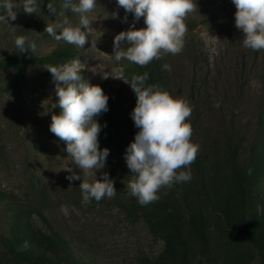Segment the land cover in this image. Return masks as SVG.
Here are the masks:
<instances>
[{
  "label": "rangeland",
  "instance_id": "obj_1",
  "mask_svg": "<svg viewBox=\"0 0 264 264\" xmlns=\"http://www.w3.org/2000/svg\"><path fill=\"white\" fill-rule=\"evenodd\" d=\"M11 2L17 18L7 23L0 21V59L19 53L17 36L25 37L26 49L34 43L35 49L28 51L39 56L68 44L48 35L44 31L48 24L67 17L73 26L79 25V14L65 11L63 0H36L33 14L24 13L23 0ZM195 2L198 12L185 20L187 33L182 52L164 54L160 60L162 66L170 65V70L162 69L171 95L186 98L192 106L187 122L193 129L192 142L199 145L209 199L197 196L193 164L190 181L161 188L158 195L159 200L177 198L182 203L199 205L215 221L219 208L231 203L235 193L227 177L224 141L231 135L241 140L240 155L245 156L256 133L264 50L243 46V33L235 27L236 9L231 0ZM48 4L55 8V15L49 13ZM113 13L118 14L117 18ZM4 14L0 9V15ZM124 16L116 0H97L95 10L88 14L96 30L89 35V43L83 49L70 44L78 52L75 59L86 65V79L92 84L111 86L122 107L124 148L118 150L98 138L100 148H108L110 154L96 176L100 179L101 172L109 174L116 189L113 198L85 202L81 181L67 179L70 173L65 169L71 167L82 180L91 182L75 166L65 143L49 131L56 95L45 67L32 64L0 71V264H27L12 257L2 243L17 218L47 234L55 231L83 264H141L155 260L161 253L163 242L151 227V205L142 206L127 186L131 173L124 153L138 129L130 115L136 97L126 83L130 81L125 68H131L132 62H117L113 54L114 36L133 22L132 14H127V22H122ZM145 26L143 18L135 23L136 28ZM96 39L95 48L91 42ZM114 69H120L121 79L112 77ZM258 190L264 196V178Z\"/></svg>",
  "mask_w": 264,
  "mask_h": 264
},
{
  "label": "clouds",
  "instance_id": "obj_2",
  "mask_svg": "<svg viewBox=\"0 0 264 264\" xmlns=\"http://www.w3.org/2000/svg\"><path fill=\"white\" fill-rule=\"evenodd\" d=\"M235 6L234 24L243 33V46L253 51L264 50V0H231ZM117 6L132 14L133 22L127 30L113 38V54L117 62L126 59L141 67L164 54L177 55L184 48L187 33L185 20L191 13L198 12L195 0H116ZM97 0H63L62 8L79 14V25L73 26L67 17L48 24L44 31L57 41L85 48L89 35L95 30L88 14L96 8ZM25 14L36 12V0H23ZM11 0L0 3L4 15L0 21L16 20L17 13ZM50 14L55 8L47 5ZM113 18L118 14L113 13ZM143 18L145 27L136 28L135 23ZM96 31V30H95ZM102 35V33H101ZM98 39V38H97ZM97 39L91 42L96 48ZM25 37L17 36L15 45L19 52L34 50L35 44L25 48ZM126 45V46H123ZM86 65L74 59L59 67L49 66L55 86L59 114L51 115L49 131L63 141L66 152L75 166L89 180H82L71 167L65 169L69 181L80 180L79 187L85 202L95 199L113 198L116 194L114 182L107 172L96 173L106 165L109 149L99 146L101 125L96 117L108 111V96L103 89L90 83L82 75ZM170 70V65L162 66ZM120 69H114L113 78L121 79ZM148 73L133 75L130 82L135 94V106L130 115L138 131L124 153L130 170L128 188L130 195L143 206L159 200L161 188H170L174 183L188 182L192 175L190 165L196 160L199 145L191 140L193 129L188 121L192 106L183 97H173L158 84H146ZM188 169V171H181ZM70 186V185H69ZM27 244L25 243V247Z\"/></svg>",
  "mask_w": 264,
  "mask_h": 264
},
{
  "label": "trees",
  "instance_id": "obj_3",
  "mask_svg": "<svg viewBox=\"0 0 264 264\" xmlns=\"http://www.w3.org/2000/svg\"><path fill=\"white\" fill-rule=\"evenodd\" d=\"M77 54L70 44L59 45L39 56L30 51L19 52L0 59V71L19 70L32 64L45 69L59 67L75 59ZM125 71L129 81L133 75L147 72L146 84H158L170 93L160 59L144 67L132 63ZM47 73L51 76L49 71ZM82 75L87 78L84 71ZM99 86L108 96V111L96 117L101 125L98 138L122 150V107L111 86L105 83ZM54 102V113L59 114L57 97ZM224 147L227 177L235 191L233 201L219 208L215 221L201 206L182 203L177 198L165 197L150 203L151 227L163 246L155 260H144L141 264H264V196L258 190V184L264 178V79L256 133L247 154L240 155L241 140L236 141L232 135L224 141ZM193 172L194 182L198 184V198L208 200L206 171L199 154L193 163ZM16 220L10 235L2 240L4 248L16 260L27 264H83L55 231L47 234L22 223L19 218Z\"/></svg>",
  "mask_w": 264,
  "mask_h": 264
}]
</instances>
